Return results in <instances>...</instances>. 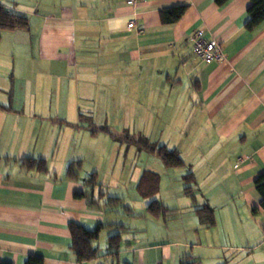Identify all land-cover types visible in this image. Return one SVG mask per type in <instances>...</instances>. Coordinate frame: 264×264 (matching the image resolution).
<instances>
[{
  "label": "crops",
  "instance_id": "1",
  "mask_svg": "<svg viewBox=\"0 0 264 264\" xmlns=\"http://www.w3.org/2000/svg\"><path fill=\"white\" fill-rule=\"evenodd\" d=\"M249 4L142 0L132 8L125 0H0L1 8L28 20L27 28L0 30V263L24 264L38 255L42 264H110L111 255L78 262L68 223L102 225L96 244L103 254L108 236L128 232L132 217L159 224L160 215L146 209L152 200L166 208L164 221L181 201L189 205L182 197L176 206L175 193L190 197L194 213L203 205L213 209V225L199 224L204 232L217 227L241 241L230 253L234 264H264V208L253 182L264 173V20L245 28ZM181 5L178 21H160L162 8ZM196 30L220 44L221 61L193 55ZM90 122L154 137L176 149L184 165L177 172L157 155L93 134ZM27 157L45 160L47 170L22 167ZM73 161H81L77 178L66 176ZM93 173L99 206L74 196ZM148 174L158 177L156 190L143 196L138 187ZM183 184L189 193L178 191ZM107 197L122 202L108 206ZM157 240L140 243L143 258ZM125 250L120 245L117 255Z\"/></svg>",
  "mask_w": 264,
  "mask_h": 264
},
{
  "label": "trees",
  "instance_id": "2",
  "mask_svg": "<svg viewBox=\"0 0 264 264\" xmlns=\"http://www.w3.org/2000/svg\"><path fill=\"white\" fill-rule=\"evenodd\" d=\"M226 0H215V3L222 5ZM186 6H174L165 7L159 11L160 21L163 24H171L178 21L184 14ZM248 20L246 22L245 28L247 30H252L260 22L264 20V0H250V4L247 8ZM28 20L26 17L11 12L9 10L0 7V30L2 29H16V28H27ZM90 120V119H89ZM91 132L93 134L98 132H104L110 135L112 139L125 142L128 145H134L137 150L145 151L155 154L159 157L162 163L168 168H178L184 165L179 152L176 149H168L165 145H157L155 142L150 141L144 136L137 135L135 137L127 135H117L110 130L108 126L97 125L90 122ZM20 165L26 169H36L40 172L47 170L46 162L43 159H35L32 157L23 158ZM81 166V161H73L66 168V176L69 178H77V170ZM152 176V179H151ZM193 176L191 173H186L184 179L189 182ZM158 177L156 174H148L146 177L142 178L140 183L139 191L143 196H150L156 190V184ZM254 186L257 192L260 194V208H264V173H260L254 179ZM154 183V187L152 188ZM85 189L75 192L74 196L77 198H85L88 205L99 206L98 202L92 198V192L94 187L97 185L96 173L91 174L84 180ZM142 184V185H141ZM144 185V187H143ZM186 193L190 192V187H186ZM103 193H99L98 198H102ZM122 200L118 197H107L105 204L108 206H114L116 204H121ZM124 208V207H123ZM129 210L128 208H124ZM147 211L152 216H159L161 213H165L166 208L160 205L156 200H152L146 207ZM258 207H252L251 212L256 213ZM195 213L199 218V223L205 226H211L214 223L213 209L207 205H203L200 208L195 209ZM102 225L97 226L93 230H88L77 222L70 221L68 223V230L70 234L69 248L76 256L78 262L89 261L97 257L103 256H116L121 243V232L112 233L107 238L106 251L103 254H99L100 248L97 246L96 242L98 240L99 231ZM118 229L123 228L121 224L117 225ZM43 259L38 255H29L25 260L24 264H42ZM194 261H183L180 264H193ZM5 264V263H0ZM117 264H131L129 261L117 262Z\"/></svg>",
  "mask_w": 264,
  "mask_h": 264
},
{
  "label": "rangeland",
  "instance_id": "3",
  "mask_svg": "<svg viewBox=\"0 0 264 264\" xmlns=\"http://www.w3.org/2000/svg\"><path fill=\"white\" fill-rule=\"evenodd\" d=\"M113 133L117 135L124 134L131 137L141 135L150 141H153L154 139L153 137L151 140L145 133L128 130L120 134L116 132ZM95 141V147L96 149H99V143L101 140L96 139ZM111 150L113 151L114 148H111ZM142 153H147V157L156 156L155 154L145 151H142ZM176 171L180 172L181 168H176ZM183 181L184 180L179 179L176 181V184L183 183ZM184 190H186L184 184L179 186L178 191L184 193ZM182 197L188 199L187 204L191 205L190 197L185 196V194L178 195L173 193V200H177L173 201L176 206L178 200L182 199ZM163 198L166 200L168 199L167 197ZM179 204L180 207L175 211L176 213L168 216L165 221V213H161L158 222L159 224L157 225H152L150 223H147L146 225L144 218L132 217L135 219L130 220V224H128L129 231H124L121 234L120 245L122 249L126 248V253L121 254L123 253L121 252L120 255L111 256L107 258L108 262L110 264L112 262L117 264V262L128 260L131 264H180V259L183 261H190L194 258L196 261H194L193 264H234L231 261V258H229L231 257L230 253L234 250L236 251L235 246L242 245L241 241H236L235 239H232V237H226L223 235L222 230L217 227L210 228V232H204V229H202L203 227L199 225L200 223L197 214L195 215V213L189 209V205L182 203V201ZM141 230L143 232H141ZM142 233L144 235H142ZM153 238L158 239L156 244L159 246L152 252L147 250L146 256L143 258L137 248L140 243L145 244L144 246L150 244L151 239ZM223 245H227L230 248L223 250ZM242 249L246 250L247 245H244ZM188 255H191L192 257L190 258Z\"/></svg>",
  "mask_w": 264,
  "mask_h": 264
},
{
  "label": "built area",
  "instance_id": "4",
  "mask_svg": "<svg viewBox=\"0 0 264 264\" xmlns=\"http://www.w3.org/2000/svg\"><path fill=\"white\" fill-rule=\"evenodd\" d=\"M142 0H125L129 7H135ZM135 19L132 18L127 23L128 28H132ZM192 53L202 62L217 63L223 59V52L220 44L214 40H207L201 30H196L191 34Z\"/></svg>",
  "mask_w": 264,
  "mask_h": 264
}]
</instances>
